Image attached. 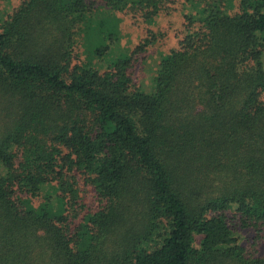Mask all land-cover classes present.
<instances>
[{"label":"trees","instance_id":"obj_1","mask_svg":"<svg viewBox=\"0 0 264 264\" xmlns=\"http://www.w3.org/2000/svg\"><path fill=\"white\" fill-rule=\"evenodd\" d=\"M174 1L0 0V264H264V0H183L147 93Z\"/></svg>","mask_w":264,"mask_h":264},{"label":"rangeland","instance_id":"obj_2","mask_svg":"<svg viewBox=\"0 0 264 264\" xmlns=\"http://www.w3.org/2000/svg\"><path fill=\"white\" fill-rule=\"evenodd\" d=\"M20 2L21 0H12L13 6L19 5ZM182 2L183 0H175L173 4H169L168 8L170 9L165 13H161L154 24L143 23L139 19H132L129 15H120L121 40L119 49L121 50L122 46L132 50L140 40L148 35L149 31L163 35L162 37L159 36V41L154 46L138 57L134 68V81L136 84H142L141 88L147 93L153 91V69L158 59L161 55H165L169 50L176 48L178 45V32L182 26L183 15L191 11V8L188 7L181 9ZM86 190L87 205L94 208L96 203L93 199V191L89 187ZM235 233L241 237L242 243L245 246L253 238L246 230L237 229ZM257 249L261 254H264V239L257 246Z\"/></svg>","mask_w":264,"mask_h":264}]
</instances>
